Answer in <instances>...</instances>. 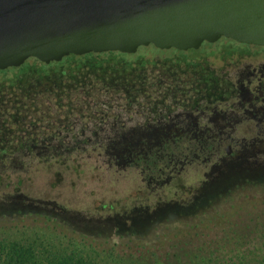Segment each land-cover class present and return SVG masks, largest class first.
Wrapping results in <instances>:
<instances>
[{
    "label": "rangeland",
    "instance_id": "374dc122",
    "mask_svg": "<svg viewBox=\"0 0 264 264\" xmlns=\"http://www.w3.org/2000/svg\"><path fill=\"white\" fill-rule=\"evenodd\" d=\"M218 49L205 44L187 52L140 47L134 54H118L134 62L127 71L110 65L85 69L77 81L63 77L60 84L67 86L58 90L62 106L75 105L65 116L67 108L56 105L53 89L43 86L52 84L27 74L26 90L36 85L34 94L50 106L52 120V126L41 122L30 132L60 133L36 150L64 152L68 159L37 160L21 188L63 224L28 214L0 222V241L78 251L95 264H210L209 254L225 232L263 218L264 138L240 135L255 133L262 117L243 102L261 91L264 99V59L219 70L216 81L207 85L204 72L187 59L208 57L214 63L221 55ZM7 80L1 78L0 84L9 85ZM258 105L264 108V101ZM176 124L235 136L214 138L221 140L218 154L201 161L182 158L172 168L159 165L155 173L142 164L119 162L124 156L148 155L169 139ZM218 256L211 254L212 259Z\"/></svg>",
    "mask_w": 264,
    "mask_h": 264
},
{
    "label": "water",
    "instance_id": "95a60500",
    "mask_svg": "<svg viewBox=\"0 0 264 264\" xmlns=\"http://www.w3.org/2000/svg\"><path fill=\"white\" fill-rule=\"evenodd\" d=\"M222 38L264 48V0H0V71L149 46L187 52Z\"/></svg>",
    "mask_w": 264,
    "mask_h": 264
},
{
    "label": "trees",
    "instance_id": "16d2710c",
    "mask_svg": "<svg viewBox=\"0 0 264 264\" xmlns=\"http://www.w3.org/2000/svg\"><path fill=\"white\" fill-rule=\"evenodd\" d=\"M205 45L210 48H219L217 51L221 54V59L225 61V64L230 63L228 58L235 55H244L248 53V50L254 49L253 47L240 45L226 39L214 44L205 43ZM259 50L262 51L263 49ZM118 54L123 55L118 52H108L70 56L64 58L61 62H53L49 65L40 63L36 59H29L19 68L0 71V79L9 77V80H7L9 85L0 84V222H12L29 214L39 217L43 216L42 218L50 222L57 220L56 222L60 225L63 224L61 218L53 214V210L50 207H39L36 204L39 202L28 197L25 190L21 188L24 181L23 177L28 174L33 163L37 160L43 163H47L50 160L65 163L68 159L65 157L64 152L44 154L37 152L36 148L45 145L46 139L51 141V139L55 138L54 136L59 137L60 133L56 130L52 135L42 136L39 133V129H36L35 132H30L29 128L31 126L41 127L42 125H39L41 122H48L52 126L50 118L51 108L45 102H40V96H37L36 93L34 94L36 85H33L32 89H30L31 91L26 90L30 85L24 79L25 76L27 74L38 75L36 82L43 81L44 84H52L43 86H50L53 89L54 98L52 101L55 104L57 103L56 105L67 108L63 112L65 116L70 114L71 107L75 105L64 101L66 104L62 106L63 102L61 97L58 96V90L62 91L67 85H61L60 80L63 77H67L69 80L77 81L80 73L85 69L98 68L104 70L110 65L115 70L127 71L132 69L134 62L120 60ZM187 60L194 61L195 66L204 68L211 64L209 60H212V58L205 57L198 61ZM140 61L138 60L136 63L139 65ZM26 69H29V71L25 72ZM35 96L38 97V100L37 97L35 99ZM55 124L58 125V123ZM20 126H23V128H20ZM216 140L206 137L169 138L148 155H138L133 160H131L133 156L130 159H128V156H124V160H119V162L123 161L126 166L142 164V166L155 173L159 165L163 166L164 169L172 168L173 163L177 160L181 161L182 158L190 161L197 159L201 161L210 155L220 153L218 149L221 140ZM186 151L188 153L185 156ZM115 159V157H109L108 161L116 162L114 161ZM44 203L48 204V202ZM215 247L212 249L213 252L211 251L209 254L210 264H264V217L253 222L250 226L243 227L241 230L225 232L223 239ZM200 250L205 251L206 249L201 248ZM215 253L219 254L220 260L211 258V254ZM0 264L95 263L88 260L78 251H50L36 245L0 241Z\"/></svg>",
    "mask_w": 264,
    "mask_h": 264
},
{
    "label": "flooded vegetation",
    "instance_id": "af4514ba",
    "mask_svg": "<svg viewBox=\"0 0 264 264\" xmlns=\"http://www.w3.org/2000/svg\"><path fill=\"white\" fill-rule=\"evenodd\" d=\"M225 39V38H222ZM220 39V40H222ZM218 40V41H220ZM229 40V39H226ZM217 41V42H218ZM232 41V40H230ZM235 42V41H233ZM216 43V42H215ZM236 43V42H235ZM205 43H203L201 45V47L204 45ZM207 44H214V43H207ZM240 44V43H237ZM240 45H245V44H240ZM245 46H250L253 47L254 49H250L245 53L244 55H235L232 56L230 59V63L229 64H225L224 60L221 59V55H218L217 58L219 59L218 61H215L214 63L211 62V64L209 66H206L204 68L196 66L197 69H199L200 71L204 72V80L206 82L207 85L211 84V80H215V76L217 74V71L219 70H227L230 71V69H237L238 67H240L241 64H243L244 62H252L255 63L257 61H261L264 59V48L262 47H256V46H252V45H245ZM200 47V48H201ZM199 48V49H200ZM256 48V49H255ZM198 49V50H199ZM259 49H263L262 51ZM190 51V50H189ZM197 51V50H194ZM181 52V51H179ZM262 52V53H261ZM212 61V60H209ZM194 64V61H190ZM209 69L208 73L205 72L206 69ZM223 71H221L222 73ZM260 84H264V82L260 83ZM260 87L262 85H259ZM224 95L223 97H219V100H222L226 95ZM263 92H259V96H255L253 93H250L249 95V99H244L245 101L243 102V105H247L249 109H254V111H260L259 115H261L262 117L259 118V124L256 125V132L255 133H244L240 136H251V137H255V138H264V124H260L262 122V119H264V108L260 107L258 104L259 102H263L264 99L262 97ZM242 107V106H241ZM225 114H230L229 111L224 112ZM240 113L242 115H245L243 110H240ZM160 115H162V113H160ZM162 119V118H161ZM226 125V124H225ZM225 125H223L221 128L225 127ZM228 125V124H227ZM174 127L176 129H171L168 131L167 136L168 138H176V137H187V138H197V137H206V138H219V139H223V138H229V137H233L235 135H231L230 132H223L222 129L220 131L217 130H211V129H198V127H195V129L197 131H195V129H188L187 127L184 128V126H182L181 124H176L174 125ZM253 132V130H252ZM229 151V155L230 156V145H228L226 151Z\"/></svg>",
    "mask_w": 264,
    "mask_h": 264
}]
</instances>
